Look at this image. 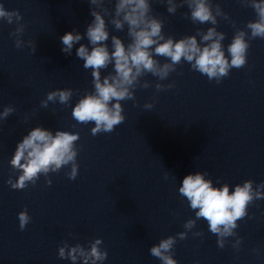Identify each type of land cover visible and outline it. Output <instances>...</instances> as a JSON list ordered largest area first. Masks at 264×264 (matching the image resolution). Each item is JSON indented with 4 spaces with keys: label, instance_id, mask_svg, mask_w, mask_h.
<instances>
[{
    "label": "clouds",
    "instance_id": "obj_1",
    "mask_svg": "<svg viewBox=\"0 0 264 264\" xmlns=\"http://www.w3.org/2000/svg\"><path fill=\"white\" fill-rule=\"evenodd\" d=\"M167 5V12L175 14L183 6L190 10L185 13L194 24H211L206 31L197 28L195 35H187L175 39L163 32L164 21L153 15L151 0H115L114 10L106 3L112 0H88L90 15L93 17L86 31L81 34L77 30L65 33L60 37L61 51L71 55L75 45L76 56L83 61L85 69H91L93 77V91H86L72 108L71 115L81 124L94 123L91 128L93 136L99 133H111L116 126L125 121L124 108L121 101L135 100V90L147 89L148 81L141 82L147 74L157 77L159 81L168 79L171 73L176 72L177 66L182 63L190 65L191 69L207 76L209 81L215 80L219 84L227 77L233 68H242L247 63V54L250 40L264 39V0H240L246 6L254 9L255 20L246 24L245 31L237 29L232 41L227 46V53L223 41L224 32L218 31L217 17L228 20V14L223 12L221 6L213 4L212 0H162ZM106 16L110 17L106 21ZM0 19L9 25L16 23L14 32L15 46L19 49L27 44L36 51V44L29 40L25 42L22 35L26 25L21 23L22 16L18 11H7L0 4ZM118 31L127 28L129 42L117 35H111L108 24ZM234 24V22H233ZM250 33V34H249ZM197 37L200 39L198 40ZM87 39L88 43H81ZM111 40V50L107 43ZM89 45L91 47H89ZM156 57L165 58L161 63ZM112 65V71L102 76V70ZM174 87V83H156L157 92ZM78 91V90H77ZM74 90L71 88L56 89L47 93V98L41 101V106L47 108L49 102H59L69 105ZM145 109H152V103L144 104ZM15 112L12 105L5 106L0 112V120L9 117ZM78 133L46 129L36 126L18 142L14 155L10 160L11 168L18 171V178L13 181L11 177L7 184L12 189L22 190L29 184L35 185L41 175L46 178L50 172L56 173L61 168L70 165L67 173L69 179L75 180L79 165L77 163L78 149L76 142ZM207 172H194L186 175L179 187V194L186 198L190 208L195 212V219H188L183 228L185 231L175 236H168L150 247L151 256L158 258L161 264H178L174 259V247L178 241L185 240L197 224L203 219L207 221L209 231L216 235L217 246L225 247L228 237H235L233 248L239 250L243 238L235 231L238 221L248 216L249 205L256 200L264 199V182L256 184L253 180H246L236 184L230 190V185L214 186ZM168 179V174H165ZM175 179V176L172 177ZM51 185V180H46ZM19 227L24 230L31 220L27 208L19 212ZM193 236L203 237L202 231L193 232ZM102 240L96 239L85 248L79 243L70 246L67 242L58 249L60 259H68L72 264L82 261V264H102L108 253L101 249ZM258 254V250H254Z\"/></svg>",
    "mask_w": 264,
    "mask_h": 264
}]
</instances>
